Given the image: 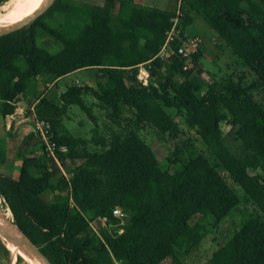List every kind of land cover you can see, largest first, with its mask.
Returning a JSON list of instances; mask_svg holds the SVG:
<instances>
[{"label": "trees", "instance_id": "obj_1", "mask_svg": "<svg viewBox=\"0 0 264 264\" xmlns=\"http://www.w3.org/2000/svg\"><path fill=\"white\" fill-rule=\"evenodd\" d=\"M87 6L55 0L29 26L0 36L1 123L18 116V101L29 95L35 101L29 107L68 147L61 154L65 174L55 176L58 169L43 153L24 155L15 176L0 173V200L12 224L58 264H161L190 254L207 226L240 203L220 168L256 212L208 263L264 264V0H180L181 32L169 42L174 52L167 58L159 52L176 11L134 0ZM194 12L251 73L249 81L241 73L204 86L202 44L190 60L176 53L185 36L198 35L186 31ZM47 36L55 51L44 47ZM140 64L148 85L137 80ZM88 68L95 80L67 85L56 100L38 90ZM71 105L93 122L89 136H73L63 124ZM94 109L109 120L107 131H99ZM166 109L195 131L209 155L185 139L175 143L168 167L161 166L141 131L150 126L159 136H180ZM16 136L7 131V162L15 159ZM27 136L39 143L32 130ZM0 246L9 253L1 240ZM23 254L33 264L24 248ZM19 262L27 264L18 255Z\"/></svg>", "mask_w": 264, "mask_h": 264}, {"label": "rangeland", "instance_id": "obj_2", "mask_svg": "<svg viewBox=\"0 0 264 264\" xmlns=\"http://www.w3.org/2000/svg\"><path fill=\"white\" fill-rule=\"evenodd\" d=\"M10 1L11 0H8L0 6V13ZM87 2H89L88 4H86L89 8L97 6L103 7L104 5V0H92L91 2ZM75 4L81 7L86 6L85 3L83 4V2H78ZM191 17V22L186 27V31L190 34H198L201 37L203 56L200 58V63L202 65L203 74L200 76L204 80V86H206V84L211 82L213 79L218 80L222 76H231L235 78L238 74L241 73H244L246 75V80L249 81L252 77L251 73L247 71V68L241 63V61H239V59H237V56L232 52L231 48L227 46L225 42L216 35V33L202 19L200 15L194 12L191 13ZM46 20L52 22L50 18H46ZM42 43H44V47H46L50 51H55V49L58 48L57 44H55V42L50 36L44 38ZM94 74L95 71L93 69H80L69 74L65 79H62V81H60L55 86H45L40 84V88L38 90L43 92V94L47 97L57 99L58 94L65 91V87L67 85H83L86 83L93 82L95 80ZM179 80H181V77L179 78ZM53 93L56 94L53 95ZM166 110L169 114L174 117L175 121L179 124L180 128L182 129V134L180 136L175 139H172L168 136H159L155 132V130L150 126H146L145 129L141 131V136L152 146L161 166L164 168L168 167L167 158L171 157V151L174 148L175 143L181 142L185 139H190L198 150L205 153L206 155H209V152L204 147L203 143L199 139L198 135H196L195 131L187 127L183 123L182 118L180 116L175 115L173 109ZM94 112L98 117L99 131H107L109 120L105 119L99 110L94 109ZM67 115L68 117L64 118L63 124L68 128V130L73 136L85 137L90 135L94 124L87 117V115L80 110L77 105H71L68 109ZM15 118L16 117H14V119ZM29 121L30 119L28 118V122ZM8 127L9 129L12 128L10 124ZM16 139L17 153L13 161V168L16 166L18 167V165L21 164L22 157L26 154H33L34 156L35 154H37L36 156H39L38 150L34 152L30 151L31 149L29 148V145H31L33 141L28 138L27 134H18L16 136ZM26 140L28 141L27 143ZM228 141H231V138ZM31 170L34 175L38 172L34 168H32ZM219 170L223 177L227 180V182L236 190L237 194L240 195V203L235 209H233L229 213V215H227L223 220H221L215 227L207 226L206 230L204 231L203 240L195 249L190 252V254L186 256L181 255V253L172 255L168 257L165 261H163L161 264H175L180 260L185 261L188 264H209L208 260L211 254L220 245L224 244L231 237V235L239 228L242 219L247 215L254 214L256 212L255 207L253 206L251 201L247 200L243 196V191L237 185L232 183V181L227 177V174L223 170H221L220 168ZM253 172H255V170ZM59 175H61V173L58 171L55 176ZM0 210L6 213L11 219L10 212L4 207V204L1 200ZM1 243L5 244V241H1ZM18 255L19 254L17 253L12 254L10 249L9 253L5 254L2 247L0 246V264H25L23 262L16 263V257ZM19 256H21L27 264H30L28 258L24 254H20Z\"/></svg>", "mask_w": 264, "mask_h": 264}, {"label": "built area", "instance_id": "obj_3", "mask_svg": "<svg viewBox=\"0 0 264 264\" xmlns=\"http://www.w3.org/2000/svg\"><path fill=\"white\" fill-rule=\"evenodd\" d=\"M181 16V11L176 9L173 25L166 33V40L159 52L161 57L167 58L174 52L173 49L169 48V42H172L174 39L178 38L181 32V30L178 28V22ZM200 43L201 38L198 35L185 36L182 43L177 47L176 53L190 60L191 55L197 51ZM183 69H187V67L184 65ZM136 77L141 84L148 85L149 73L144 64L138 65V73ZM26 113H28V118H30L31 130L39 139L41 153H43V155L51 164L55 165L61 175L65 174L62 166L61 154L67 153L68 147L65 144H60L56 141L50 121L37 116V114L34 112L33 106H30L28 110H19L18 115H20L21 118H26ZM112 212L118 217L123 216L122 211L118 208H114ZM101 219L105 221L106 217L103 216Z\"/></svg>", "mask_w": 264, "mask_h": 264}, {"label": "crops", "instance_id": "obj_4", "mask_svg": "<svg viewBox=\"0 0 264 264\" xmlns=\"http://www.w3.org/2000/svg\"><path fill=\"white\" fill-rule=\"evenodd\" d=\"M66 1H70L73 3L83 2V4L84 3L88 4L89 2H87V1L91 2L92 0H66ZM134 1L136 3L142 4V5L154 6V7L160 8V9L173 10V11H176V9H178L179 2H180V0H134ZM48 86H52V85L48 84ZM33 91H36V88ZM55 94L56 93H53V95H55ZM59 94H58V96H59ZM53 100H56V99L54 98ZM32 102H35V101L32 100L31 96L28 95V96L22 97L18 101L17 110L20 109V111H22V110L27 109L29 107V105L32 104ZM14 117L15 116L7 118L8 124L6 123V120L4 121V124H2L0 122V173L7 174V175H13V176L18 174L17 172H19L20 165H18V167L16 166L13 168V166H12L13 162H7L6 161L5 149L7 146V131L16 132L17 135L18 134H21V135L27 134L28 135L31 132L30 121L28 122V118L21 119L20 115L17 116V114H16L15 119H14ZM9 124L12 126L11 129H9V127H8ZM27 142L28 141L26 140V143ZM29 148L31 149L30 150L31 152L38 150V153L41 154L39 143H36L34 145V143L32 142V144L29 145ZM29 155L34 156L33 154H29ZM36 155L37 154H35V156Z\"/></svg>", "mask_w": 264, "mask_h": 264}, {"label": "bare ground", "instance_id": "obj_5", "mask_svg": "<svg viewBox=\"0 0 264 264\" xmlns=\"http://www.w3.org/2000/svg\"><path fill=\"white\" fill-rule=\"evenodd\" d=\"M38 3L39 0H11L4 9L2 8L3 11L0 13V30L9 28L25 20L28 16H30L33 12H35ZM0 227L9 232L19 234L16 227L12 224L9 216L6 213L2 212L1 210H0ZM5 244L10 249L12 254L15 253L19 255L23 254L22 248L16 246L14 243L10 241H5ZM25 251L30 255L33 264H49L46 260L38 256L37 254L31 253L27 250Z\"/></svg>", "mask_w": 264, "mask_h": 264}, {"label": "water", "instance_id": "obj_6", "mask_svg": "<svg viewBox=\"0 0 264 264\" xmlns=\"http://www.w3.org/2000/svg\"><path fill=\"white\" fill-rule=\"evenodd\" d=\"M55 2V0H46L44 4H42L35 12H33L30 16H28L25 20L3 30H0V36L11 34L17 32L20 29H23L29 26L31 23L35 21L40 15L48 10V8ZM17 229V228H16ZM18 230V229H17ZM19 234L9 232L0 227V240L1 241H10L14 243L16 246L24 248L25 250L37 254L44 260H46L49 264H58L46 251H44L41 247L35 244L31 239L25 236L20 230H18ZM6 246V245H5ZM7 248V246H6ZM8 249V248H7ZM9 250V249H8Z\"/></svg>", "mask_w": 264, "mask_h": 264}]
</instances>
